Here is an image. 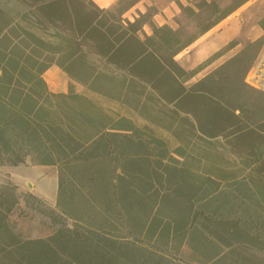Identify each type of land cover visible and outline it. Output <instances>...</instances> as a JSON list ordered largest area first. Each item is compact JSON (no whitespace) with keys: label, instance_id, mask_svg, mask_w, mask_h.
Returning a JSON list of instances; mask_svg holds the SVG:
<instances>
[{"label":"trees","instance_id":"trees-1","mask_svg":"<svg viewBox=\"0 0 264 264\" xmlns=\"http://www.w3.org/2000/svg\"><path fill=\"white\" fill-rule=\"evenodd\" d=\"M9 1L22 10L0 8V165L33 155L39 165L58 166L60 178L86 179L132 235L186 248L188 259L165 263L89 228L24 238L10 220L18 196L7 184L0 187V264H264V91L245 81L264 47V17L260 37L189 85L239 40L190 70L175 59L249 0L180 4L197 25L187 36L147 13L123 18L139 0H118L114 9L93 0ZM52 65L70 78L67 92L48 88L43 74ZM74 83L147 124L108 113ZM157 128L177 141L173 150Z\"/></svg>","mask_w":264,"mask_h":264},{"label":"rangeland","instance_id":"rangeland-1","mask_svg":"<svg viewBox=\"0 0 264 264\" xmlns=\"http://www.w3.org/2000/svg\"><path fill=\"white\" fill-rule=\"evenodd\" d=\"M93 1L99 7L107 9H114L118 2V0H112L110 3ZM128 1L130 0H125V2ZM189 1L191 0H139L122 17L133 21L140 13H147L148 19L154 24H167L173 29H180L182 34L187 36L197 31L196 21L187 16L180 8V4L187 5ZM230 1L222 0L221 3L224 6ZM0 8L13 15L22 10L18 3L9 0H0ZM262 17H264V0H249L221 21L220 25L213 27L210 32L203 34L178 53L175 59L179 64L185 69H193L207 59L208 54L202 53L206 42H215L217 36L227 26H234L237 30L233 39L239 40L240 44L203 68L186 82V85L202 78L238 52L252 37L250 32ZM143 29L147 34H151L148 24ZM34 31L41 34L37 29ZM223 47H220L219 50ZM91 58L93 57L91 56ZM43 78L48 88L53 92H67L71 82L68 75L55 65L43 74ZM74 88L110 114L118 113L131 119L139 126L147 124L133 109L94 94L78 83H74ZM156 134L165 139L170 150H173L177 145V141L169 132L157 128ZM226 157L230 158L228 154ZM35 158L33 155H29L25 162L18 166L0 165V187L9 184L16 188L18 204L13 210L10 220L15 226L16 232L24 238H45L61 226L89 228L107 239L138 245L142 250L161 255L164 257L163 262L165 263H178L188 259L187 249H178L174 243L162 246L141 242V237L132 235L131 227L122 219H118L116 213L112 212L105 200L104 193H99L98 189L81 177L72 175L71 178H60L58 166L39 165Z\"/></svg>","mask_w":264,"mask_h":264},{"label":"crops","instance_id":"crops-1","mask_svg":"<svg viewBox=\"0 0 264 264\" xmlns=\"http://www.w3.org/2000/svg\"><path fill=\"white\" fill-rule=\"evenodd\" d=\"M111 1L112 0H105V3H110ZM218 25H216L215 27H217ZM211 30H209L208 32H210ZM236 31L237 30L234 26H227L225 29L221 31V34L217 36L215 42H208V43L206 42V44L203 46L202 53L204 55L208 54L209 56L207 55V58L210 57L213 53L219 51L220 47L225 46L230 40H232L235 36ZM238 33H239V30H238ZM250 34L252 35V37H250L249 40H254L260 37L263 34V31L256 23V25L253 27V30L250 32Z\"/></svg>","mask_w":264,"mask_h":264},{"label":"built area","instance_id":"built-area-1","mask_svg":"<svg viewBox=\"0 0 264 264\" xmlns=\"http://www.w3.org/2000/svg\"><path fill=\"white\" fill-rule=\"evenodd\" d=\"M245 81L249 86L264 91V47L246 74Z\"/></svg>","mask_w":264,"mask_h":264},{"label":"bare ground","instance_id":"bare-ground-1","mask_svg":"<svg viewBox=\"0 0 264 264\" xmlns=\"http://www.w3.org/2000/svg\"><path fill=\"white\" fill-rule=\"evenodd\" d=\"M100 3H105V0H99ZM196 55V54H195ZM199 55V54H198ZM195 57V56H194ZM201 57V56H200ZM195 60V59H194Z\"/></svg>","mask_w":264,"mask_h":264}]
</instances>
